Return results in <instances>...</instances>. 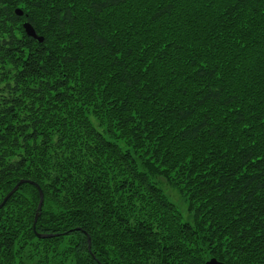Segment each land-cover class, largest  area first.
Masks as SVG:
<instances>
[{
  "label": "trees",
  "instance_id": "obj_1",
  "mask_svg": "<svg viewBox=\"0 0 264 264\" xmlns=\"http://www.w3.org/2000/svg\"><path fill=\"white\" fill-rule=\"evenodd\" d=\"M21 180L0 264H264V0H0V204Z\"/></svg>",
  "mask_w": 264,
  "mask_h": 264
},
{
  "label": "water",
  "instance_id": "obj_2",
  "mask_svg": "<svg viewBox=\"0 0 264 264\" xmlns=\"http://www.w3.org/2000/svg\"><path fill=\"white\" fill-rule=\"evenodd\" d=\"M17 13L19 15H22V11H20L19 9L17 10ZM23 26L25 28V31L27 32L28 35L32 36V37H35L37 38L39 41H43V38L38 36L34 27L32 26V24L29 22V21H25L23 23ZM28 180H21L19 183H17L13 189H11L9 191V193H7V195L4 197L2 203L0 204V207L3 206V204L7 201V199L18 189L19 185L21 183H24V182H27ZM33 182V181H32ZM39 191H40V201H39V204H38V211L42 208L43 206V203H44V194L42 192V190L40 189L39 187ZM39 213L37 212L36 216H35V222L37 220V217H38ZM40 237H45V236H49V235H46V234H38ZM205 264H226L222 261H219L218 259L216 258H211L209 259Z\"/></svg>",
  "mask_w": 264,
  "mask_h": 264
},
{
  "label": "rangeland",
  "instance_id": "obj_3",
  "mask_svg": "<svg viewBox=\"0 0 264 264\" xmlns=\"http://www.w3.org/2000/svg\"><path fill=\"white\" fill-rule=\"evenodd\" d=\"M159 181V185L162 187V189L164 190V192L175 202L178 204L179 208L182 210V212H184V215L186 217H189V214L187 212V203H185V201L182 199L180 193L177 191L176 188H174L172 185H170L164 178L159 177L158 178ZM39 188V187H38ZM40 192V191H39ZM40 201V200H39ZM39 213V211H38ZM37 214V213H36ZM40 214V213H39ZM39 217V215H38ZM37 217V219H38ZM190 218V217H189ZM37 221V220H36ZM37 236L40 237L38 234H46L49 236H45L43 238L46 237H50L51 234L50 233H45V232H36Z\"/></svg>",
  "mask_w": 264,
  "mask_h": 264
},
{
  "label": "bare ground",
  "instance_id": "obj_4",
  "mask_svg": "<svg viewBox=\"0 0 264 264\" xmlns=\"http://www.w3.org/2000/svg\"><path fill=\"white\" fill-rule=\"evenodd\" d=\"M43 238V237H42Z\"/></svg>",
  "mask_w": 264,
  "mask_h": 264
}]
</instances>
